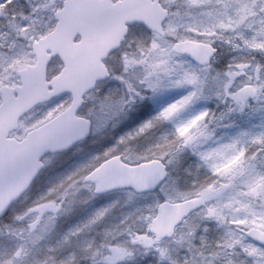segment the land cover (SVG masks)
I'll use <instances>...</instances> for the list:
<instances>
[{
	"label": "snow or ice",
	"instance_id": "snow-or-ice-1",
	"mask_svg": "<svg viewBox=\"0 0 264 264\" xmlns=\"http://www.w3.org/2000/svg\"><path fill=\"white\" fill-rule=\"evenodd\" d=\"M218 48L234 53L220 67ZM111 80L124 94L109 90L99 102L114 115L149 95L183 94L3 220L0 234L12 243L0 264H131L138 256L264 264V0H0V216L30 187L46 151L87 135L92 121L81 105ZM213 96L220 112L193 110ZM234 114L260 122L218 135ZM165 122L171 129L142 153L121 150ZM188 150L198 158L186 169L190 183L169 184V165ZM158 184L162 196L101 238L80 237L116 201L53 238L82 188L95 195ZM214 227L220 234L210 238Z\"/></svg>",
	"mask_w": 264,
	"mask_h": 264
},
{
	"label": "rangeland",
	"instance_id": "rangeland-1",
	"mask_svg": "<svg viewBox=\"0 0 264 264\" xmlns=\"http://www.w3.org/2000/svg\"><path fill=\"white\" fill-rule=\"evenodd\" d=\"M218 50L221 52V55L217 60V66L219 64L222 66L229 62L231 55L234 53L222 48H218ZM99 89V92L95 94L96 98L86 100L81 111V114L88 115L92 121L91 137L68 152L46 156L44 158L46 160L45 166L40 176L27 194L17 204L11 207L4 220H10L16 212L30 205L48 187L58 182L59 179L72 171L80 163L90 160L96 154L102 153L108 147L116 144L119 136L133 130L144 120L153 116L161 106L183 94V90L181 89H172L155 97L149 95L143 99H138L132 103L131 107L125 106L123 111L114 115L112 107L105 104L102 108L99 101L109 90H113L117 96L123 95L124 90L121 89L120 82L116 80L107 81L101 83ZM201 107H209L216 112H220L225 105L223 102H217V98L213 96L209 100L199 102L194 106L193 110H198ZM234 115L236 123L217 129L218 135L222 133L234 134L241 127H250L252 124H258L260 122L259 114H256L251 119L239 116V114ZM171 127L172 125L170 123L165 122L163 125L153 129L149 134L133 139L129 145H120V148L121 150L127 149V154L130 157H135L153 144L162 132L170 130ZM48 157L50 159H46ZM197 159L196 154L190 150L181 153L180 162L176 165H169L170 177L167 179L168 183L172 184L174 180L181 185L190 183L192 176L186 169L194 164ZM205 171L201 169V175ZM162 195L161 187L155 193L144 195H137L131 190H119L104 195H92L89 189L82 188L77 193L76 202L69 208V211L62 213L56 218L53 238L55 239L69 228L85 220L95 209L116 201L118 203L103 221L97 224L92 231L83 233L80 237L81 239L93 236L101 238L105 228L115 226L128 212L133 211L143 204L150 203ZM2 222L3 220L0 221V223ZM220 231V229L214 227L210 233V238L218 236ZM10 243L12 241L8 240L7 236L0 234V252H3L6 245ZM151 259L153 258L150 256H138L137 260L131 262V264H146V261Z\"/></svg>",
	"mask_w": 264,
	"mask_h": 264
},
{
	"label": "water",
	"instance_id": "water-1",
	"mask_svg": "<svg viewBox=\"0 0 264 264\" xmlns=\"http://www.w3.org/2000/svg\"><path fill=\"white\" fill-rule=\"evenodd\" d=\"M83 105V104H82ZM82 105H81V107H82ZM90 133H91V128H90V131L87 133V135L86 136H84L83 138H81V139H78L77 141H75L73 144H71L70 146H68L67 148H65V149H62V150H58V151H56L55 153H52L51 151H46L43 155H42V157H41V159H43V157L45 156V155H47V154H56V153H61V152H64V151H67V150H69L71 147H73L75 144H77V143H79V142H81V141H84L85 139H87L88 137H89V135H90ZM43 168V167H42ZM41 168V169H42ZM41 169L39 170V171H41ZM39 173V172H38ZM38 175V174H37ZM35 179V178H34ZM167 179V177H165V180ZM163 183V182H162ZM31 186V185H30ZM159 187H160V185L158 184V185H156L155 187H153V188H151V189H149V190H145L144 192H134V193H136V194H145V193H153V192H155V191H157L158 189H159ZM29 189V188H28ZM27 189V190H28ZM26 190V191H27ZM118 190H131L130 189V186H118V187H116V188H113V189H109V190H105V191H103V192H99V193H96V195H103V194H107V193H109V192H113V191H118ZM24 194V193H23ZM22 194V195H23ZM21 195V196H22ZM2 216H0V218H1Z\"/></svg>",
	"mask_w": 264,
	"mask_h": 264
},
{
	"label": "trees",
	"instance_id": "trees-1",
	"mask_svg": "<svg viewBox=\"0 0 264 264\" xmlns=\"http://www.w3.org/2000/svg\"><path fill=\"white\" fill-rule=\"evenodd\" d=\"M218 66H221V64H219Z\"/></svg>",
	"mask_w": 264,
	"mask_h": 264
}]
</instances>
